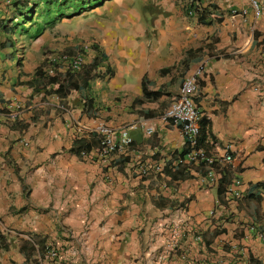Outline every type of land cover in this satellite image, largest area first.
Wrapping results in <instances>:
<instances>
[{
	"label": "crops",
	"instance_id": "0c3cea01",
	"mask_svg": "<svg viewBox=\"0 0 264 264\" xmlns=\"http://www.w3.org/2000/svg\"><path fill=\"white\" fill-rule=\"evenodd\" d=\"M181 1L0 0V264H158L179 221L166 264H264L248 230L264 231V14L251 0H199L190 17ZM80 16L104 59L86 55L79 88L60 97L37 71L71 72L45 44ZM20 38L31 40L26 53ZM200 66L199 147L217 162L216 184L180 162L183 133L162 120ZM102 124L133 139L105 161ZM222 178L240 179L242 196L220 195ZM50 244L59 261L46 258Z\"/></svg>",
	"mask_w": 264,
	"mask_h": 264
},
{
	"label": "built area",
	"instance_id": "2783aa9c",
	"mask_svg": "<svg viewBox=\"0 0 264 264\" xmlns=\"http://www.w3.org/2000/svg\"><path fill=\"white\" fill-rule=\"evenodd\" d=\"M251 8L256 17L262 16L264 14V0H251ZM201 10V4L198 0L190 1L186 7L187 16L190 17L198 16ZM246 12L247 9L242 10L243 14ZM52 62L64 64L68 66L70 70L77 72L82 68L83 63L85 62V57L82 54H77L72 57L68 55H61L53 58ZM202 74L203 67L200 66L194 72L189 73L184 77L178 97L174 99L166 109L162 116V120L163 122L172 123L180 127L183 133L189 151L184 157L180 158V162L188 160L190 163H207L208 172L205 175L206 181L211 184H216L219 182V175L215 167L217 162L215 158L208 155L201 147H199V138L201 135L200 122L203 114L196 102V97L199 93V79ZM97 131L99 134V157L101 160H107L116 151L124 150L130 147L133 143V139L126 130L121 131L119 142L118 139H116L115 128L107 124H102L98 127ZM223 160L225 164L232 163L234 156L232 153L227 152ZM157 166V168H160L161 165ZM148 170L149 169L147 167H142L141 173L147 174ZM239 186H241V180L236 179L228 186L227 194L240 198L243 193L239 189ZM210 215L213 216L214 211H211ZM248 230L250 233H255L264 243V231L262 229L252 223L248 227ZM183 235L184 229L182 228V223L180 221L175 222L173 224V228L171 229V235L167 239L164 249L158 257V264H166L167 257L177 250L179 240ZM195 236L198 240H202L201 233H196ZM46 258L54 262L59 261L61 259V252L59 249L50 244L47 246Z\"/></svg>",
	"mask_w": 264,
	"mask_h": 264
},
{
	"label": "rangeland",
	"instance_id": "374dc122",
	"mask_svg": "<svg viewBox=\"0 0 264 264\" xmlns=\"http://www.w3.org/2000/svg\"><path fill=\"white\" fill-rule=\"evenodd\" d=\"M97 0H87V3L83 5H90L92 3H95ZM181 4L183 8L187 4L184 0L181 1ZM188 5V4H187ZM186 5V7H187ZM86 16H80L77 17L75 20H72L71 22H67V25H64V28H60L59 35L52 32L48 37L46 41V50L44 51V54H48L51 59L55 57H59L61 55H68V56H75L77 54L84 55L86 59V55H89V53H92L94 50V47L92 43L95 41V34L92 29V33L84 34V26L86 23ZM66 29H73L75 31V35H70L68 32H66ZM60 43V46H58L60 49H52L51 43ZM31 44V40L28 38L26 40H22L20 38L18 45L19 50L26 53L27 51L25 49H30L29 45ZM53 63V62H51Z\"/></svg>",
	"mask_w": 264,
	"mask_h": 264
},
{
	"label": "trees",
	"instance_id": "16d2710c",
	"mask_svg": "<svg viewBox=\"0 0 264 264\" xmlns=\"http://www.w3.org/2000/svg\"><path fill=\"white\" fill-rule=\"evenodd\" d=\"M192 1V0H191ZM199 1V0H198ZM200 2V1H199ZM201 4V3H200ZM203 11L201 10V12L199 13L201 15ZM199 15V16H200ZM205 17L204 15L201 17V21H204ZM94 50L97 52V55L94 59V64L96 65L97 63H99V61L101 59H104V57L102 55H100L99 49L95 46ZM88 69V68H87ZM73 72V73H72ZM80 72V71H79ZM79 72H74L71 70V72H68L65 77H63V80L61 81V79L59 78L60 73H58V71H53V73H46L45 71H43L42 69L37 71V74L41 75L42 77H44V79H46V83L45 84H52V83H57L59 82V87L54 90L55 93H57L60 97H66L68 96V94H70V92L74 89H78L79 88V84L77 82L76 76ZM88 77L91 78V75L88 74ZM189 151V149L186 147L185 149V154ZM202 168V173L203 174H207L208 172V164L205 162L200 163L199 165ZM216 167V164H215ZM230 184V183H229ZM228 183H226L223 178L220 181L219 184V194H223V193H227V188H228ZM44 249L45 246L41 245L39 248V252L42 256H44ZM47 250V247H46Z\"/></svg>",
	"mask_w": 264,
	"mask_h": 264
}]
</instances>
